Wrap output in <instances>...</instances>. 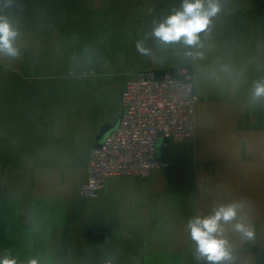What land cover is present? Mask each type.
Returning <instances> with one entry per match:
<instances>
[{
  "label": "crops",
  "instance_id": "obj_1",
  "mask_svg": "<svg viewBox=\"0 0 264 264\" xmlns=\"http://www.w3.org/2000/svg\"><path fill=\"white\" fill-rule=\"evenodd\" d=\"M182 0H0L18 31L0 55V258L17 264H212L194 258L187 223L242 202L251 239L230 233L235 264H264V0H221L202 60L151 37ZM143 43L152 55L141 54ZM191 69L196 139L161 152L148 179L114 178L80 195L128 81ZM62 93V95H58ZM94 229L109 234L104 241Z\"/></svg>",
  "mask_w": 264,
  "mask_h": 264
},
{
  "label": "built area",
  "instance_id": "obj_2",
  "mask_svg": "<svg viewBox=\"0 0 264 264\" xmlns=\"http://www.w3.org/2000/svg\"><path fill=\"white\" fill-rule=\"evenodd\" d=\"M198 102L193 73L186 68L178 76L144 72L128 81L118 127L93 150L81 197L98 199L110 179H148L153 172L166 169L169 164L160 156L162 149L171 142L196 139Z\"/></svg>",
  "mask_w": 264,
  "mask_h": 264
},
{
  "label": "clouds",
  "instance_id": "obj_3",
  "mask_svg": "<svg viewBox=\"0 0 264 264\" xmlns=\"http://www.w3.org/2000/svg\"><path fill=\"white\" fill-rule=\"evenodd\" d=\"M222 11L221 0H182L179 8L173 9L161 22L155 23L151 37L158 47L180 44L184 55L193 61L202 60L204 47L201 33L207 36L213 19ZM17 29L10 19L0 15V55L15 58L19 55L16 46ZM138 51L147 56L152 50L143 43L137 44ZM251 98L254 102L264 100V81L253 85ZM243 203L233 202L214 205L210 214L189 219L187 230L195 242L194 258L212 264H235L234 247L230 233L243 239H251L254 231L242 216ZM0 264H17L8 255L0 258ZM28 264H36L34 260Z\"/></svg>",
  "mask_w": 264,
  "mask_h": 264
},
{
  "label": "water",
  "instance_id": "obj_4",
  "mask_svg": "<svg viewBox=\"0 0 264 264\" xmlns=\"http://www.w3.org/2000/svg\"><path fill=\"white\" fill-rule=\"evenodd\" d=\"M120 119L113 125H109L107 127H105L100 135V137L97 140V145L96 148H100L101 145L110 137V135L117 129L118 124H119ZM162 145V142L160 141L159 143V147ZM162 153H165V150L162 149ZM91 235L94 234H100L98 239L100 241H104L106 239V237L108 236L109 232L105 231L104 229H94L90 231ZM258 264H263V260L259 259L258 260Z\"/></svg>",
  "mask_w": 264,
  "mask_h": 264
},
{
  "label": "rangeland",
  "instance_id": "obj_5",
  "mask_svg": "<svg viewBox=\"0 0 264 264\" xmlns=\"http://www.w3.org/2000/svg\"><path fill=\"white\" fill-rule=\"evenodd\" d=\"M186 69H188V70H190L191 71V69H189V68H186ZM182 70V69H181ZM181 70L180 71H178V73H177V76L178 75H180V72H181ZM58 95H62V93H59ZM83 185V184H82Z\"/></svg>",
  "mask_w": 264,
  "mask_h": 264
}]
</instances>
